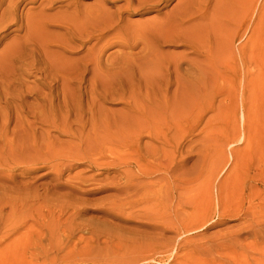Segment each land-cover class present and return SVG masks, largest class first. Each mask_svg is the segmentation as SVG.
Segmentation results:
<instances>
[{"label": "rangeland", "instance_id": "374dc122", "mask_svg": "<svg viewBox=\"0 0 264 264\" xmlns=\"http://www.w3.org/2000/svg\"><path fill=\"white\" fill-rule=\"evenodd\" d=\"M248 2L212 0L207 20L199 25L196 34L168 30L175 21L169 12L178 8L179 0L155 6L137 0H78L77 15L76 6L65 9L69 14L65 23L77 35L75 50L65 53L61 38L62 46L52 50L69 60L79 59L89 68L82 86L87 89L91 79L100 86H116L121 77L125 85H130L131 65L121 64L118 59L134 57L144 45L154 46L157 37L162 40L177 34L189 38L201 51L206 48L201 41L209 37L212 54L208 62L192 46L170 42L155 45L167 58L185 55L191 59L190 80H202L207 86L206 96L190 86L178 102L183 118L177 122L187 123L191 130L186 139L182 133L175 134L174 142L180 151L174 177L191 183L187 203L190 211L183 214L180 207L178 214H173L178 204L184 205L183 199L175 203L174 211L168 209L166 187L170 178L156 171L158 162L152 149L158 148V143L147 135L139 137L140 152L147 159L141 162L146 171L142 177L136 168L125 172L117 167L89 169L86 164H77L57 177L44 166L11 165L4 171L0 164V264H264V188L255 187L250 179L259 169L264 170V0H253L249 11ZM68 4L56 2L51 11ZM239 4L245 9L234 22L232 15ZM29 7L32 6L26 9ZM250 18L259 28L254 44L249 42L254 27L250 29ZM13 30L2 33L6 38L0 51L14 38L23 37V32ZM49 31L53 40L70 36L67 26L53 25ZM87 33L92 34L91 39ZM243 52L254 57L257 75L258 107L246 117L241 114L240 101L233 110L236 116L231 115V106L222 102L226 95L219 94L224 85L230 89L240 86L242 79L237 73L242 69ZM93 59L98 64L90 67L87 61ZM76 67L66 69L75 72ZM38 77L32 74L25 79L32 85ZM64 89L71 101L69 87ZM26 103L31 111H38L30 107L32 98H27ZM104 107L113 111V126L126 131L139 129L132 119L118 114L124 107L121 102L109 98ZM156 119V124L170 125L169 119ZM41 127L36 124V128ZM50 135L58 137L54 132ZM128 144L114 149L120 142L109 141L107 147L128 150ZM143 185L145 189H141ZM254 188L260 193L259 200H253L255 214H249L246 208ZM185 215L189 217L187 223Z\"/></svg>", "mask_w": 264, "mask_h": 264}, {"label": "bare ground", "instance_id": "6f19581e", "mask_svg": "<svg viewBox=\"0 0 264 264\" xmlns=\"http://www.w3.org/2000/svg\"><path fill=\"white\" fill-rule=\"evenodd\" d=\"M137 1L140 4L155 6L158 3H168L170 0ZM56 2L69 4L52 12ZM211 2L212 0H179L178 8L169 12V15L175 16V21L169 24L168 30L173 29L181 34L187 32L196 34L199 25H203L207 20ZM129 4L127 3V9L130 8ZM29 5L32 7L26 9ZM253 5V0H250L246 3V10H252ZM71 6H76L77 15L78 0H0V45L6 38L2 36L5 30L14 28V32H23V37L14 38L8 47L0 51V164L3 170H8L11 165L28 168L44 166L58 177L77 164H86L89 169L117 167L125 172L136 168L138 175L142 177L146 175V171L141 168V162L147 159L140 152L139 137L147 135L152 142L158 143V148L152 149L158 162L156 171L170 178L166 187V198L170 204L168 209L174 211L175 203L183 199L184 205L178 204L177 213L175 210L173 214H178L180 207L183 214L189 213L187 203L189 204L191 199V183L189 179L174 177L178 170L175 162L180 151L179 145L174 142L175 134L182 133L185 136L183 139H186L191 130L187 123L180 125L177 122L183 118L178 102L183 100L190 86H195L197 93L206 96L207 86L202 80L197 83L190 80L193 65L191 59L185 55L167 58L168 56L155 45L170 42L184 47L192 46L195 52L208 62L212 54L209 37L207 41H201L206 47L202 49L203 51L197 50L189 38L177 34L162 40L157 37L154 46L147 48L144 45L134 57L123 56L118 59L121 64L131 65L130 85H125L121 77L117 78L116 86L110 84L100 86L91 79L90 88L87 89L82 86L85 83L83 77L89 68L79 59L69 60L62 53L52 50L54 47L62 46L61 39L66 46L63 48L65 53L75 50L76 32L65 23L69 18L65 9ZM242 9L245 8L239 4L237 10L233 12V21L238 20ZM229 16L230 13L227 14L228 18ZM53 25L67 26L69 29L67 33H70V36H57L53 40L49 31ZM249 26L250 29L254 26L249 40L254 44L255 34L259 29L258 23L255 25V21L250 18ZM239 28H242V23ZM261 28L264 29V24ZM87 38L91 39L92 34L87 33ZM261 54L258 55V59ZM55 57L57 58L54 59ZM240 63L242 69L237 73L238 78L242 79L240 86L237 89H230L224 85L219 94L226 95L222 102H227L231 106V115L236 116L237 112L233 110L240 101L243 109L241 114L246 117L250 110L256 111L258 107L257 75L252 55L245 56V52L241 53ZM87 64L91 67L98 64V61L93 59L87 61ZM72 65L77 66L75 72L66 69ZM182 65L186 68L183 69ZM79 66L84 69L80 70ZM32 74L39 77L29 85L25 77ZM66 86L71 91V101L68 100V91L64 89ZM216 95L217 92L213 95L212 101ZM27 98L33 99L34 103L30 107L37 109L36 113L27 107ZM109 98L123 104L124 107L118 114L132 119L139 125L138 130L126 131L113 126L111 122L113 111L104 107L105 101ZM28 118H32L33 121H29ZM156 118L169 119L170 125L156 124L155 120H158ZM36 124L43 127L36 128ZM51 132L56 133L58 137H52ZM59 137H65L66 140L60 141ZM135 140L138 142L136 146ZM109 141L120 142L114 149L129 142L128 150L110 149L107 147ZM129 176H133V173H129ZM256 177H264V170L259 169L256 174L250 176L255 182V187L264 188V178L258 181ZM90 180L94 181L92 177ZM145 188L146 185L141 187ZM146 192L147 190H144V193ZM259 194L254 188L250 194L252 199L249 198L248 207L246 208V204L243 203L249 214H255L253 200H259ZM218 196L221 198L220 191ZM142 199L143 193L139 196V200ZM188 219L189 217H186L185 223ZM44 258L47 259L48 256L44 255Z\"/></svg>", "mask_w": 264, "mask_h": 264}]
</instances>
